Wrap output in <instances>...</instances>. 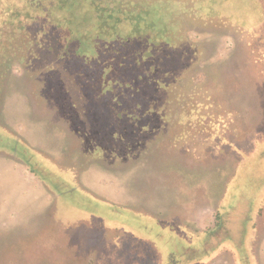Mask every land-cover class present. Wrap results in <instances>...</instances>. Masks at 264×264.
<instances>
[{
  "label": "rangeland",
  "instance_id": "rangeland-1",
  "mask_svg": "<svg viewBox=\"0 0 264 264\" xmlns=\"http://www.w3.org/2000/svg\"><path fill=\"white\" fill-rule=\"evenodd\" d=\"M180 1L183 81L154 131L122 140L77 122L93 111L57 32L25 20L17 37L0 18V264H264V0ZM14 140L63 183L31 173Z\"/></svg>",
  "mask_w": 264,
  "mask_h": 264
},
{
  "label": "trees",
  "instance_id": "trees-1",
  "mask_svg": "<svg viewBox=\"0 0 264 264\" xmlns=\"http://www.w3.org/2000/svg\"><path fill=\"white\" fill-rule=\"evenodd\" d=\"M203 1L210 5L214 0ZM1 2V21H9L17 37L19 32L26 30V25L23 24L25 20L39 21L33 23L38 33L50 29L57 32L59 59L65 63L69 79L78 84L80 94H75L84 99L82 105L85 110L82 112H89V107L90 112L93 111L81 116L82 120L79 118L78 123L102 125L105 121L112 131L109 130L111 139L122 140L128 133L144 135L154 131L153 128L149 130V122L162 121L165 117L161 106L163 96L166 92L177 90V84L183 78H179L176 61L179 55H188L184 48L186 39L179 34L178 22L189 16L191 9L182 1L0 0ZM205 10L208 9L204 6L199 14ZM214 13L211 11L208 17H212ZM0 38H3L1 30ZM1 75L3 73L0 69V77L5 79V75ZM73 103L70 104L71 108L74 107ZM194 116L196 117H190ZM162 127L154 129L160 130ZM72 131L78 136L87 134L86 130ZM11 143L22 163L41 181L49 183L56 178L55 181L63 183L57 178V170L42 162L41 155L39 159L34 151L16 140ZM53 186L59 189L55 184ZM69 188L71 191L68 194L75 192V187ZM108 207V210L116 212L115 207Z\"/></svg>",
  "mask_w": 264,
  "mask_h": 264
}]
</instances>
